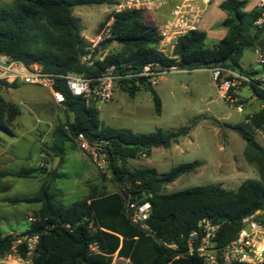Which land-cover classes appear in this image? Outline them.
Wrapping results in <instances>:
<instances>
[{
	"label": "trees",
	"instance_id": "1",
	"mask_svg": "<svg viewBox=\"0 0 264 264\" xmlns=\"http://www.w3.org/2000/svg\"><path fill=\"white\" fill-rule=\"evenodd\" d=\"M104 4L111 2L13 0L9 6H0V54L26 65L39 64L45 72L56 75L85 73L91 76L100 74L110 65H114L120 74L127 70L140 73L147 65L161 67L162 71H169L172 67L193 70L222 66L247 75L258 74L254 70L246 72L240 66L246 50L264 46L262 32L254 27L258 13L255 9L246 11V0H226L220 4V9L227 15L221 25L228 30L222 40L208 46L205 32L192 31L177 41L172 58L157 51L160 29L146 22L145 12L112 13L109 18L114 19L113 38L105 46L115 42L123 51L107 55L96 69H84L79 60L87 52V43L74 10ZM262 70L264 72V67ZM140 81L126 78L118 84L121 88L130 84L126 89L134 97L140 90ZM141 85L151 91L155 113L160 116V96L147 81ZM56 88L65 95V110L73 115V120L54 129L45 161L59 157L62 164L66 156L65 144L75 142L80 134L90 144L102 145L108 153L109 170L119 186L129 187L136 198L147 197L150 202L148 224L154 234L149 235L130 222L124 211V191L107 193L104 185L88 181L85 185L89 195L70 205L65 204L53 193V181L59 177L58 167L47 172L45 178L51 179L43 182L37 196L11 201L13 204L41 206L36 221L27 223L22 234L39 235L37 255L32 264H111L116 253L131 264H202L198 257L186 255V238L201 221L210 220L219 226L216 242L219 247H224L235 239L244 218L264 209V148L255 139L256 131H264V90L251 87L262 108L250 117L248 123L231 127L246 142L247 156L257 165L260 179L246 180L237 190L207 186L164 194L162 189L166 185L192 173L200 163L180 164L164 173L153 168L129 170L125 163L140 156L149 158L156 148H171L190 134V126L175 131L158 129L150 134L112 128L100 121V111L87 108L83 100L73 96L60 80ZM20 114V106L6 101L0 94V132L13 137L14 122ZM36 171L39 170L22 169L11 175L35 178L38 177ZM17 238L0 231V259L11 251ZM92 245L99 253L90 250ZM169 245H176L177 249H171ZM19 252L24 256L25 246H21Z\"/></svg>",
	"mask_w": 264,
	"mask_h": 264
},
{
	"label": "rangeland",
	"instance_id": "2",
	"mask_svg": "<svg viewBox=\"0 0 264 264\" xmlns=\"http://www.w3.org/2000/svg\"><path fill=\"white\" fill-rule=\"evenodd\" d=\"M109 1L111 4L74 10V16L80 21L85 41L96 35L109 19V15L114 13L115 6L122 0ZM220 1L223 0H214L209 9L202 27L206 32L226 31L220 22L226 15L220 9V5L218 7ZM246 1L248 7L255 2ZM12 3L13 0H0L2 7ZM164 15H167L164 10L147 12L145 20L160 29L163 25L161 16ZM217 42L208 38L207 43L208 46H213ZM105 49L107 55L123 51L115 42L105 46ZM240 66L257 71L264 80L263 68L257 64L253 49L244 52ZM138 85L141 87L134 97H131L126 89L130 84L126 88L116 85L113 100L104 105L99 112L100 121L104 125L128 129L136 134H150L158 129L175 131L186 126L191 127V132L169 149H153L149 158L140 156L127 160L125 163L127 169L153 168L159 173H164L180 164L195 161L200 163L192 173L166 185L162 189L164 194L207 186L237 190L246 180L260 179L257 165L250 162L247 156L246 142L231 128L240 123H248L250 117L261 110L262 104L252 88L241 87L236 97L238 101L226 103L218 97L211 74L205 69L169 71L160 76L155 87L151 85L162 101V113L158 116L155 113L151 91L140 83ZM0 94L6 101L21 108V115L13 127L15 135L10 137L0 132V231L5 235L14 234L20 237L26 231L27 223H34L30 219H37V212L41 206L13 204L11 201L37 196L43 182L51 179L45 177L52 169L55 158L52 159L50 156L49 159L52 160L48 162L45 158L48 156V146L52 143V131L58 125L73 120V115L67 113L65 108L52 105L50 94L37 86L19 84L15 87H4ZM240 104L243 105L242 112L237 111ZM255 139L264 148V131H256ZM71 146L79 149L75 142ZM27 168L39 170L40 172L36 171L38 174L35 173L38 178L5 180L6 178L2 177V173ZM57 168L59 177L53 181V193L67 205L76 202L87 189L81 182L83 179L95 181L99 176L102 179L104 177L101 184L105 186L107 193L123 192L127 189L126 186H119L109 169L102 171L97 168L80 149L69 150L62 164L59 160ZM42 172H46V175H42ZM72 186L80 191V195L74 199L65 196V190ZM0 264L16 263L2 258ZM111 264L131 262L114 257Z\"/></svg>",
	"mask_w": 264,
	"mask_h": 264
},
{
	"label": "built area",
	"instance_id": "3",
	"mask_svg": "<svg viewBox=\"0 0 264 264\" xmlns=\"http://www.w3.org/2000/svg\"><path fill=\"white\" fill-rule=\"evenodd\" d=\"M213 0H122L115 6L114 13L124 11L159 12L169 8V18L163 23L159 31L160 42L157 51L168 58L174 57L177 41L192 31H201L208 9ZM255 10L258 17L254 22L257 31L262 32L264 39V0H257ZM114 19L109 18L96 33L88 39L87 52L80 57L79 64L84 69L97 68L107 56L105 44L113 38ZM256 62L264 67V46L255 49ZM129 67V66H128ZM127 70L124 74L117 73L114 65L105 67L100 74L86 76L82 74L56 75L45 72L41 65H26L6 54H0V90L6 84H26L37 86L47 91L57 107L65 108L66 97L57 90L56 85L60 80L69 92L81 98L87 108L98 111L111 102L114 97L116 85L123 79H144L150 85L156 86L160 76L169 71H180L177 67L169 71H159L157 67L147 65L140 73ZM211 74L218 97L226 103L238 101L237 91L243 87L256 86L264 90V80L259 75H247L231 69L214 66L207 69ZM234 93V94H232ZM243 105L237 106V111L242 112ZM75 143L102 171L109 169L110 162L107 150L99 144H90L83 134L78 135ZM108 145V144H105ZM124 211L130 222L149 235L154 232L148 224L151 204L147 197L136 198L129 187L123 194ZM36 221L35 219H30ZM219 226L210 220H203L198 228L191 231L186 238V255L196 256L202 264H261L264 262V209L243 219L242 227L237 236L224 247H219L216 235ZM39 235L20 236L14 242L11 251L3 257L4 260L16 264H32L37 255ZM25 246L26 253L21 255L19 248ZM177 249L176 245H169ZM90 250L99 253L95 245Z\"/></svg>",
	"mask_w": 264,
	"mask_h": 264
},
{
	"label": "crops",
	"instance_id": "4",
	"mask_svg": "<svg viewBox=\"0 0 264 264\" xmlns=\"http://www.w3.org/2000/svg\"><path fill=\"white\" fill-rule=\"evenodd\" d=\"M214 1V0H213ZM224 1H226V0H223L222 2H224ZM221 1L220 2H218V7H219V5L222 3ZM256 3H257V0H255V2H254V4L252 5V6H250V7H248V5H247V8H246V11H252V10H254L255 9V6H256ZM212 4H213V2H212ZM211 4V5H212ZM211 5H210V7H211ZM210 7H209V9H210ZM79 8H83V7H79ZM78 8V9H79ZM77 9V8H76ZM209 9H208V12H209ZM164 11H166L167 12V15H164V16H161V18H162V22L164 23L168 18H169V8H165L164 9ZM208 14V13H207ZM207 16V15H206ZM207 18V17H206ZM206 18H205V21H204V24H205V22H206ZM227 18V15H225V17L220 21L221 22V24H222V22L225 20ZM203 24V25H204ZM203 25H202V27H203ZM207 28V27H206ZM201 31H203V32H205L206 33V35H207V38H210V39H215V40H217L218 42L220 41V40H222L226 35H227V33H228V30L226 29V31L224 32V33H215V32H206V31H204L203 29L201 30ZM94 34V33H93ZM84 35V34H83ZM92 35V34H91ZM254 53H255V50H254ZM242 69L243 70H245L246 72H248V71H250V70H248V69H245V68H243L242 67ZM206 71H207V69H205ZM263 71V70H262ZM264 73V72H263ZM257 75H261L260 73H258ZM264 76V75H263ZM239 91V90H238ZM237 91V94H239V92ZM51 97V96H50ZM51 104L52 105H54L55 106V104H54V102H53V100H52V98H51ZM21 115V114H20ZM19 117V116H18ZM17 120V119H16ZM70 121H72V120H70ZM14 124H15V122H14ZM14 127V126H13ZM53 131H54V129H53ZM53 131H52V134H53ZM14 135H15V133H14ZM51 142H53V138H51ZM52 144V143H51ZM72 145V143L71 142H69V143H66L65 144V149H66V154L69 152V150H73V151H79V149H77L76 147H72L71 146ZM153 152V151H152ZM9 162V161H8ZM6 163V162H5ZM36 164V163H35ZM34 167H35V165H34ZM6 168V167H5ZM8 169L7 170H9V167H7ZM27 169H34V168H27ZM16 172H18V171H16ZM16 172H8V173H2V177H4V178H6L5 180H7V179H15V178H17V177H14V176H12L11 174H13V173H16ZM36 173V172H35ZM37 176V175H36ZM38 177H35L34 179H37ZM17 179H28V178H17ZM30 179H33V178H30ZM88 181H91V182H93L95 185H101V181H102V178H101V176H99L98 177V179H96L95 181H92V180H86V179H83L81 182H82V184L86 187V183L88 182ZM84 187V188H85ZM80 195V191L75 187V186H72V187H70V188H68L67 190H65V196H67V198H72V199H74L75 197H78ZM89 195V189L87 188V189H85L84 190V193L80 196V198L77 200V201H80V200H82V199H84V198H86L87 196ZM76 201V202H77ZM70 205V204H69ZM36 220V219H35ZM119 258L118 257V255H117V253L113 256V258ZM119 259H124V258H119ZM125 260H127V259H125ZM129 261V260H128Z\"/></svg>",
	"mask_w": 264,
	"mask_h": 264
},
{
	"label": "water",
	"instance_id": "5",
	"mask_svg": "<svg viewBox=\"0 0 264 264\" xmlns=\"http://www.w3.org/2000/svg\"><path fill=\"white\" fill-rule=\"evenodd\" d=\"M157 69H158L159 71H162V68H161V67H157ZM130 72L135 73V72H137V71H136V70H131ZM144 82H145V80H144V79H141V81H140L139 83L142 84V83H144ZM59 160H60L59 157H56V158H55L54 163H53V165H52V169H53V170L56 169ZM36 174H38V172H36ZM41 174H42V175H46V172H42Z\"/></svg>",
	"mask_w": 264,
	"mask_h": 264
}]
</instances>
